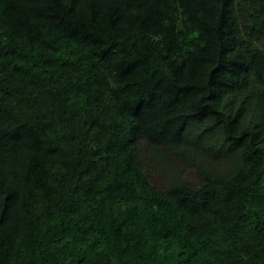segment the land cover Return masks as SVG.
Returning <instances> with one entry per match:
<instances>
[{"label": "trees", "instance_id": "trees-1", "mask_svg": "<svg viewBox=\"0 0 264 264\" xmlns=\"http://www.w3.org/2000/svg\"><path fill=\"white\" fill-rule=\"evenodd\" d=\"M0 264H264V0H0Z\"/></svg>", "mask_w": 264, "mask_h": 264}, {"label": "rangeland", "instance_id": "rangeland-1", "mask_svg": "<svg viewBox=\"0 0 264 264\" xmlns=\"http://www.w3.org/2000/svg\"><path fill=\"white\" fill-rule=\"evenodd\" d=\"M191 178L194 182L198 180V176L195 173H191Z\"/></svg>", "mask_w": 264, "mask_h": 264}]
</instances>
